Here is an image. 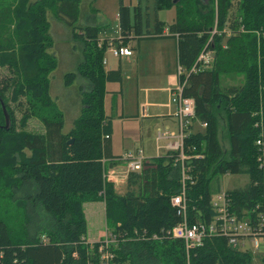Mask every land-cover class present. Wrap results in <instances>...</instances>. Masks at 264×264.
Here are the masks:
<instances>
[{"label":"trees","instance_id":"obj_1","mask_svg":"<svg viewBox=\"0 0 264 264\" xmlns=\"http://www.w3.org/2000/svg\"><path fill=\"white\" fill-rule=\"evenodd\" d=\"M93 1L0 4V67L9 70L0 77V98L11 116L6 129L0 101V264H101V241H87L83 210L85 202L100 200L110 231L119 238L111 247L118 264H253V254L233 247L227 237H209L187 252L181 239L168 234L183 219L171 203L182 189L178 151L152 157L153 166L130 173L124 194L104 179L103 159L114 157L112 124L104 108L106 82L122 76L120 69L105 70L109 41L98 35L103 21ZM155 5L156 10L176 9L169 34L159 19L155 30L144 34L140 6L132 18L131 6L119 0L117 42L177 38L178 63L186 72L181 81L187 80L183 96L195 100L194 120L207 122L204 131H193L191 124L184 138L187 154H203L185 161L191 177L185 193L188 221L211 219V197L225 174L249 176L245 186L227 190L234 214L263 211L264 0H155ZM49 9L72 27L82 50L76 68L63 77L76 100L62 102L63 107L52 95L51 76L59 61L50 50ZM224 29L229 32L225 42ZM212 46V66L191 71L200 53ZM227 74H243L245 80L222 87ZM10 103L22 111V127L37 118L42 131L19 130ZM68 113L75 114L65 130ZM222 125L226 146L219 137Z\"/></svg>","mask_w":264,"mask_h":264},{"label":"rangeland","instance_id":"obj_2","mask_svg":"<svg viewBox=\"0 0 264 264\" xmlns=\"http://www.w3.org/2000/svg\"><path fill=\"white\" fill-rule=\"evenodd\" d=\"M9 0H0V4L4 5ZM32 3L37 0H28ZM124 2L131 6L132 18L134 17L135 7L140 6L141 16L144 25V31L147 30L153 32L155 30L157 20H161L165 22L166 27L173 21L176 15L175 7L169 9H155V0H124ZM93 6L97 8L102 16V28L99 31L100 37L108 39L110 42V46L106 51V56L108 59V64L113 66L115 64V58L112 56L109 50L115 46V42L113 41L119 34L118 30V10H119V0H94ZM47 18L50 22V32L52 33L54 44L50 48L51 52L55 53L58 58L59 64L58 67L54 70L51 76L52 83V95L54 99L62 104L72 105L76 100V94L74 90L66 89L63 85V77L67 71H72L76 68L79 59L81 58V45L75 37H73L72 27L67 24L63 19L59 18L52 9L48 10ZM219 29V28H218ZM218 35H221V31L218 30ZM216 30V29H215ZM227 29H224L226 36H224L223 42H225L226 38L229 36V32ZM223 31V30H222ZM175 37H164V38H144L141 40L140 44V52L135 49L132 50L133 54L125 62L124 67L122 68L123 74V95L116 99V104L113 98L109 95L106 96V104H105V112L107 114H111L113 116V148L116 153L123 154L125 148L128 145L132 144L135 141L134 146H142L144 148L145 154L149 156H155L159 152L164 153L163 149H160L157 152L156 149V139L155 137L158 134V131L164 132L166 130L178 131L179 125L177 119L168 117L166 121L163 120V116L158 115V117H142V112L151 111L160 112L159 108L153 107L151 103L163 102L164 108L162 111L166 114L169 112L168 108L165 107V104L169 101L168 92H160V91H148L143 89L138 91L136 88V74H135V64L137 57H141L140 62L141 66L145 70H156L158 69L156 75V81L152 82V85L149 86H164L166 82L165 72L167 70H174L177 75V61L175 57ZM154 45H161L160 48H154ZM117 64V63H116ZM211 65L203 66V68L211 67ZM114 67V66H113ZM117 67V65H115ZM9 75V70L4 67H0V77H4ZM245 80L244 75H235V74H227L222 75L221 78V86H233V85H241ZM151 84V83H147ZM145 81H142L140 84L141 87L147 85ZM148 86V85H147ZM119 87L116 84H109V88ZM139 93V97L137 99V95ZM123 100V101H122ZM121 101L124 103L125 110L121 107ZM139 102V103H138ZM162 103V104H163ZM16 103H10L11 107L15 110L17 117V125L18 129H26L34 132L42 131V123L37 118H30L27 121L26 126H21L19 121L22 119V111L16 105ZM60 105V106H61ZM145 109H144V106ZM76 106V105H75ZM177 108V104L172 101V110L174 111ZM140 110V115L138 111ZM72 111L76 112L75 109ZM122 111L126 115H134L138 113V117L135 118H124L121 119L120 115ZM75 113L67 115L65 130H69L71 128V117L74 116ZM195 129H199L204 131V126H201V122L198 120H194ZM129 133H134V136L137 138L133 141H129L130 138ZM140 134L143 135V138L140 139ZM220 139L221 142L226 146L228 144V135L225 129V126L222 125L220 130ZM125 139V140H124ZM166 140H162L160 143L164 144ZM131 146V145H130ZM220 190L226 191L229 189H234L238 187H243L249 182V176L246 174H225L220 176ZM120 188L117 189V192L120 194H124L127 192V181L123 183V186H118ZM91 202H87L83 205V208L87 214L89 225H88V238L94 239L97 236V233L101 231V234H105V232H109L111 227L110 224L105 220L104 215V207L102 204L98 205H90ZM97 204V203H95ZM93 208L95 209L94 211ZM12 212V211H11ZM17 213V212H16ZM14 216V214L12 212ZM19 218V217H18ZM18 218L14 221L15 224H18ZM253 256V264H264L263 255L264 252L262 250H252Z\"/></svg>","mask_w":264,"mask_h":264},{"label":"built area","instance_id":"obj_3","mask_svg":"<svg viewBox=\"0 0 264 264\" xmlns=\"http://www.w3.org/2000/svg\"><path fill=\"white\" fill-rule=\"evenodd\" d=\"M217 30L214 29L213 34ZM213 37L209 43L212 45ZM115 56L132 55V49L122 43L116 44L111 48ZM215 59V50L213 46L204 49L198 59V66L194 65L191 71H196L198 68L208 66ZM178 83L171 89V101L177 104L174 116L177 119L179 129L177 132H159L158 139L166 140V153L178 151L179 157L176 158L181 162L182 168V189L172 196V205L178 207V212L183 216L181 222L169 229L168 234L172 238L181 239L187 252L191 249L203 245L205 240L212 236H224L228 238V242L233 247L242 251L252 253L253 249L262 250L264 252V210L257 211L253 209L248 215L239 216L231 210V200L226 191L219 190L211 197V206L214 214L210 220H197L190 223L187 218L188 203L185 198L186 181L190 179L188 174L189 166L185 165V161L192 157L201 158L202 153L187 154L184 151V138L187 135L186 129L193 123L196 117L195 100L193 98L183 96V88L187 80L181 81V76L184 75L185 69L178 65ZM207 122H202V126H207ZM258 125V124H256ZM258 146L262 144L261 138L257 140ZM106 166L104 171V179L109 182L119 183L121 180L128 179L130 173L142 171L144 168L153 166L152 157L145 154L142 148L129 150L122 155L103 159ZM118 165H122L123 169H118ZM257 211V212H256ZM256 212V213H255ZM153 238H159L156 234ZM101 244L98 248L101 264H118L115 260V252L111 248L119 242V238L111 231L106 232L105 236L99 240Z\"/></svg>","mask_w":264,"mask_h":264},{"label":"crops","instance_id":"obj_4","mask_svg":"<svg viewBox=\"0 0 264 264\" xmlns=\"http://www.w3.org/2000/svg\"><path fill=\"white\" fill-rule=\"evenodd\" d=\"M118 30H119V26H118ZM143 32H144V34L146 33L145 31H144V29H143ZM164 34L165 35H167V34H169V32H168V28L167 27H165L164 28ZM119 36H120V30H119V34H118V36L113 40L114 42H115V45L116 44H118V42H117V40H118V38H119ZM100 39L101 40H103V39H106V38H101L100 37ZM109 41V40H108ZM110 42L111 41H109V46H110ZM140 44H141V40L139 41L136 37L135 38H133V37H131L130 39H129V41H128V43H127V46H129L132 50H136V51H138V52H140ZM176 44H177V38H176ZM175 44V57H176V61H177V69H178V65H179V63H178V49H177V45ZM160 46L161 45H154L153 46V49L156 47V48H160ZM109 52H111V54H112V56L115 58V64H113V66H110L109 64H108V59H107V56H106V54H105V57H104V66H105V70L106 71H110V70H116V69H120L121 70V76H122V80L121 81H107L106 82V94H105V98H104V108H105V104H106V102H105V100H106V96L107 95H109V96H111L112 98H113V100L115 101L114 103L116 104L117 102H116V99L120 96V98L122 97V95H123V89H122V86H123V72H122V68L124 67V65H125V62L127 61V60H129V58L132 56V55H127V56H115V55H113V53H112V51H111V49L109 50ZM140 59H141V57H137V61H136V64H135V74H136V88H137V90L138 91H141V90H145L146 92H147V90L148 91H160V92H168V95H169V101L165 104V107L166 108H168V110H169V112L168 113H164L163 111H162V109L164 108V103L163 102H158V103H151V105H153V107H155V108H159V110H160V112H155V111H151L150 113H148V111L146 112V111H144L143 110V112H142V117H144V118H147V117H158V115H160V116H163V120L164 121H166V119L168 118V117H170V118H172V119H174V112H175V110L173 111L172 110V101H171V89H173L175 86H176V84L178 83V75H177V73L172 69V70H167L166 72H165V75H166V82H165V85L164 86H156V87H154V86H149V85H152V82H155L156 81V77H157V75H156V73H157V71H158V69H156V70H145V69H143L142 68V64H141V62H140ZM117 63V64H116ZM141 64V65H140ZM115 65H117V67H115ZM142 81H145V83L147 84V83H151V84H147V85H145V86H143V87H141V83H142ZM118 84L119 85V87L117 88V87H113V88H109V84ZM138 97H139V93H138V95H137V99H138ZM123 101V100H122ZM122 101H121V107L123 108V110H125V107H124V103H122ZM139 103V102H138ZM163 103V104H162ZM116 106H118L117 104H116ZM144 106V105H143ZM144 109H145V106H144ZM106 113V112H105ZM125 113V111L123 112L122 111V113H121V115H120V117H121V119H124V118H135L136 116L138 117V113H139V115H140V110L138 111V113L137 114H135L136 116H134V115H126V114H124ZM107 114V113H106ZM107 116V118L108 119H110L111 120V124H112V133H111V141H112V153H113V155H114V157H116V156H119V155H122V154H120V153H116L115 151H114V148H113V132H114V126H113V116L111 115V114H107L106 115ZM192 130L193 131H199V129H195V126H194V122L192 123ZM201 126H202V124H201ZM167 132H177V131H171V130H166ZM166 131H164V132H166ZM159 132H161V131H158V133ZM129 135H130V138H125V139H129V141H133L134 139H136L137 137L136 136H134V133H129ZM139 138L140 139H142L143 138V135L142 134H140V136H139ZM124 139V140H125ZM155 139H156V142H157V144H156V149H157V152H159L160 151V149H163L164 150V153H158L157 155H155V156H159V155H163V154H165V152L167 151L166 150V147H165V145H166V141H165V143L164 144H161L160 142L162 141V140H159L158 139V134H157V136L155 137ZM131 145V146H130ZM130 145H128V147H126L125 148V151H124V153L125 152H127V151H129V150H132V149H136V148H142L143 150H144V148L142 147V146H134L135 145V141L132 143V144H130ZM145 152V151H144ZM147 156H149V155H147ZM155 156H149V157H155ZM118 169H123L124 167L122 166V165H118V167H117ZM123 183H125V181H123V180H121L119 183H114L115 184V188H116V190L118 189V188H120V187H118V186H123ZM89 202H91L92 204H90V205H98L99 203L100 204H102L103 205V207H104V215H105V202L104 201H89ZM85 203H87V202H85ZM84 203V204H85ZM95 203H97V204H95ZM83 204V205H84ZM83 210H84V208H83ZM95 209L93 208V210L92 211H94ZM84 213H85V216H86V220H87V234H86V239H87V241L89 242V243H93V242H97V241H99V240H101L104 236H105V234H106V232H105V234L103 235V233L101 234V231H99L98 233H97V236H96V238H94V239H89L87 236H88V232H89V229H88V225H89V221H88V217H87V214H86V212H85V210H84ZM105 220H106V215H105Z\"/></svg>","mask_w":264,"mask_h":264},{"label":"water","instance_id":"obj_5","mask_svg":"<svg viewBox=\"0 0 264 264\" xmlns=\"http://www.w3.org/2000/svg\"><path fill=\"white\" fill-rule=\"evenodd\" d=\"M174 1L176 2L178 0H174ZM0 101H1V105H3L2 109H3L4 115H5V118H4L5 119V125H4V127L6 129H9L10 126H11V116H10V113H9L6 105L4 104V101L1 98H0Z\"/></svg>","mask_w":264,"mask_h":264}]
</instances>
